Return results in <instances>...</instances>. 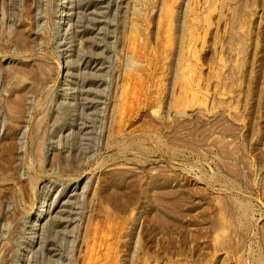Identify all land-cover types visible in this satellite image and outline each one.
<instances>
[{"label":"rangeland","instance_id":"1","mask_svg":"<svg viewBox=\"0 0 264 264\" xmlns=\"http://www.w3.org/2000/svg\"><path fill=\"white\" fill-rule=\"evenodd\" d=\"M64 1L0 0V264H264V0Z\"/></svg>","mask_w":264,"mask_h":264},{"label":"bare ground","instance_id":"2","mask_svg":"<svg viewBox=\"0 0 264 264\" xmlns=\"http://www.w3.org/2000/svg\"><path fill=\"white\" fill-rule=\"evenodd\" d=\"M67 1L68 0H65L64 1V4L65 3H67ZM151 1V0H150ZM66 5V4H65ZM64 5V6H65ZM69 7V6H68ZM63 8V7H62ZM70 9V8H69ZM62 10V9H61ZM71 10V9H70ZM64 11V10H63ZM65 13V12H64ZM70 13L68 12V15H69ZM64 19V18H63ZM62 20V19H61ZM65 22V21H64ZM59 23H60V21H59ZM61 27V26H60ZM59 28V27H58ZM60 41V40H59ZM60 43V42H59ZM126 75V74H125ZM127 76H128V73H127ZM135 77V76H134ZM138 77V76H137ZM125 78V77H124ZM137 81V80H136ZM123 84H124V82H123ZM126 86V85H125ZM123 87H124V85H123ZM125 88V87H124ZM75 89V88H74ZM127 92V91H126ZM123 93H125V91L123 90V88H122V93H121V102H120V107H118L119 108V111H120V118L121 119H125V104L127 103V101H126V97H125V94H123ZM127 95V94H126ZM118 96V95H117ZM118 100H119V98H118ZM129 112V111H128ZM119 113V112H118ZM116 115V114H115ZM119 118V119H120ZM118 119V118H117ZM116 120V119H115ZM118 124V123H117ZM46 198V197H45ZM42 201V204L40 205V208H39V210L37 211V213L35 214V216L32 218V224L33 223H37L40 219H42V218H44V213H45V210H46V208H45V202L46 201H43V200H41ZM49 207V206H48ZM33 213V212H32ZM31 223V222H30ZM95 232V231H94ZM96 234V233H95ZM90 236V235H89ZM88 236V237H89ZM96 236V235H95ZM119 237V236H118ZM95 241V240H94ZM97 242V241H96ZM90 243V242H89ZM94 243V242H93ZM99 243V242H98ZM38 245V244H37ZM111 245V244H110ZM24 246V245H23ZM93 248V247H92ZM113 248V247H112ZM96 249V248H95ZM115 250V249H114ZM89 251V250H88ZM91 251V250H90ZM111 252H113V251H111ZM109 254H106L105 255V257L104 258H106L107 259V261L109 260V259H111V254H110V252H108ZM114 253H116V251L114 252ZM117 254V253H116ZM113 255V254H112ZM115 257V256H114ZM113 257V258H114ZM90 259H91V257H90ZM105 259V260H106ZM89 260V259H88ZM95 260V259H94ZM104 260V261H105ZM114 260V259H113ZM106 261V262H107ZM91 262V261H90ZM96 262H98V261H96ZM108 262H110V261H108ZM93 263H95V262H93ZM103 264H104V262H102ZM109 264V263H108Z\"/></svg>","mask_w":264,"mask_h":264}]
</instances>
